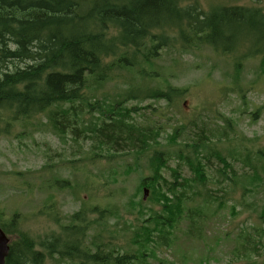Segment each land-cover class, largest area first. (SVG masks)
Segmentation results:
<instances>
[{
    "label": "trees",
    "instance_id": "1",
    "mask_svg": "<svg viewBox=\"0 0 264 264\" xmlns=\"http://www.w3.org/2000/svg\"><path fill=\"white\" fill-rule=\"evenodd\" d=\"M199 5L198 0H0V135L10 136L17 125L34 126L45 117L38 124L64 144L70 140L76 145L91 142L93 151L106 147L116 153L150 152L161 130L137 124L133 115L143 109L128 108L126 103L165 100L175 108L188 93L187 88L171 85L166 71L155 68L162 49L185 51L197 43L217 53L234 54L244 51L248 40L230 45V39L246 33L258 37L260 48L244 55L262 56L264 62L262 9L222 4L206 12ZM117 79L126 82V89L113 99L98 98L102 86ZM151 112L157 115L156 110ZM183 126L173 130L169 142L176 145ZM213 139L219 138L201 136L180 144L174 152L152 151L150 176L143 177L139 189L148 188L150 201L159 209L148 210V218L133 233V245L140 239L168 248L184 218L196 230L212 205L219 202L223 207L224 200L213 191L203 195L195 187L208 181L207 150L232 169L229 158L208 148ZM239 153L230 152V159H243L253 172L251 155ZM256 156L264 168V149ZM173 157L184 162L193 177L183 178L173 169L172 179L164 178ZM220 172L222 179L231 180L225 170ZM56 184L69 187L66 181ZM99 212L92 209L94 214ZM87 213H75L59 233L44 239H34L21 229L17 213L10 222H0L8 236H17L5 264H46L54 258L58 264H148L146 256L154 255L153 247L130 249L100 234L89 241L92 220ZM252 240L249 235L241 243L242 251H255L256 244L250 251Z\"/></svg>",
    "mask_w": 264,
    "mask_h": 264
},
{
    "label": "rangeland",
    "instance_id": "2",
    "mask_svg": "<svg viewBox=\"0 0 264 264\" xmlns=\"http://www.w3.org/2000/svg\"><path fill=\"white\" fill-rule=\"evenodd\" d=\"M198 2L206 12L222 4L264 11V0ZM245 39V50L234 54L217 53L197 43L185 51L162 49L155 68L166 71L169 83L187 88L188 93L175 108L168 107L165 100L126 103L128 108L143 109L133 115L137 124L161 130L153 148L145 154L116 153L106 147L93 151L91 142L76 145L68 140L64 144L38 124H43L45 117L34 126L17 125L10 136L0 135V222H10L17 213L21 229L34 239H44L59 233L60 226L68 224L75 213L87 210L86 217L92 220L89 241L100 234L106 241L112 238L118 246L130 249L153 247L154 255L146 256L148 264H264V168L256 156L264 149V62L262 56L246 57L243 53L251 56L260 48L255 35L239 34L230 39V45ZM126 87L124 80H114L102 86L98 98L113 99ZM148 106L152 108L144 109ZM183 124L185 129L176 145L169 142L173 130ZM212 135L219 139H213L208 148L229 158L232 169L225 168L207 150L208 181L206 186L195 187L203 195L213 191L224 200L223 207L219 202L212 205L196 230L184 218L168 248L140 239L133 245V233L148 218V210L159 209L150 201L149 189H139L143 177L150 176L147 166L152 151L174 152L184 142ZM234 150L251 155L256 169L252 172L245 167L241 158L230 159ZM173 169H178L183 178L193 177L188 166L173 157L163 171L164 178L171 180ZM221 170L230 174L231 180L222 179ZM58 180L66 181L69 187L60 188ZM95 207L99 213H92ZM249 235L253 236L250 251L256 244L255 251L244 252L241 243ZM9 238L13 242L17 236ZM46 264H58L57 258L48 259Z\"/></svg>",
    "mask_w": 264,
    "mask_h": 264
},
{
    "label": "water",
    "instance_id": "3",
    "mask_svg": "<svg viewBox=\"0 0 264 264\" xmlns=\"http://www.w3.org/2000/svg\"><path fill=\"white\" fill-rule=\"evenodd\" d=\"M147 194L148 192L146 191L144 200L146 199ZM10 244H11V239L0 227V264L6 263V259L10 254Z\"/></svg>",
    "mask_w": 264,
    "mask_h": 264
}]
</instances>
